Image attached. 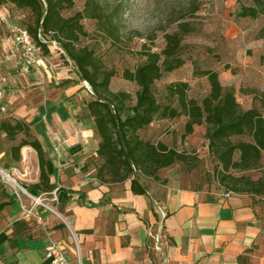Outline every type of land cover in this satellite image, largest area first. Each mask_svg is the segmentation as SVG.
Masks as SVG:
<instances>
[{"label": "crops", "instance_id": "obj_1", "mask_svg": "<svg viewBox=\"0 0 264 264\" xmlns=\"http://www.w3.org/2000/svg\"><path fill=\"white\" fill-rule=\"evenodd\" d=\"M23 10L31 20L29 9L13 3L1 5L0 16L21 23L16 17H26ZM12 39L1 23L0 124L25 120L41 153L25 145L21 158L11 159V147L26 135L10 140L0 128V164L25 187L41 181L42 164L55 188L41 184L39 196L57 212L36 204L34 216L23 218V205L30 207L33 200L24 204L0 184V204L5 202L0 264H52L46 256L52 241L61 244L69 264H264V201L259 196H227V191L142 179L147 193L138 194L132 179L101 178L102 137L88 109L94 91L68 55L51 44L32 71L23 73L20 51L10 53Z\"/></svg>", "mask_w": 264, "mask_h": 264}, {"label": "rangeland", "instance_id": "obj_2", "mask_svg": "<svg viewBox=\"0 0 264 264\" xmlns=\"http://www.w3.org/2000/svg\"><path fill=\"white\" fill-rule=\"evenodd\" d=\"M253 4L254 0H75L72 7L64 10V15L85 12L81 21L85 33L81 34L78 45L93 48L106 69L116 70L110 85L112 91L129 94L126 106L121 110L123 117L136 104L139 90L136 82L124 76L125 70L133 71L144 63L147 52H161L166 46L165 34L176 30L181 23L189 25V31L183 33L181 49L186 62L156 81L154 92L159 102L179 106L178 97L170 88L179 82L189 84V97L202 100L209 94L211 86L207 76L197 75L195 71L212 69L219 72L223 85L234 88L244 109L256 107L264 115V35L260 34L264 13L257 18L239 15L243 6ZM86 7L90 13L97 9L101 17L89 16ZM25 16L16 17V20H30L27 13ZM51 38L59 44H49L56 46L54 50L66 57L60 39ZM83 83L93 90L89 83ZM3 113L9 115L8 110ZM187 120L184 113L175 118L158 117L139 131L142 139L154 144L163 143L187 156L184 162L179 160L160 168L157 176L147 175L142 168L140 178L164 185L226 191L219 173L221 167L210 149L207 125H196L192 133H187ZM239 156L237 152L236 158ZM262 165L264 168V157ZM0 169L20 183L3 164H0ZM3 172L0 170V184L15 194V183ZM229 174L257 179L262 170L233 169ZM21 194L24 204L32 200L28 194ZM259 198L264 201V197Z\"/></svg>", "mask_w": 264, "mask_h": 264}, {"label": "trees", "instance_id": "obj_3", "mask_svg": "<svg viewBox=\"0 0 264 264\" xmlns=\"http://www.w3.org/2000/svg\"><path fill=\"white\" fill-rule=\"evenodd\" d=\"M74 2L75 0H0V6L13 3L18 8L29 9L31 20L21 23L30 30L35 41L48 52V44L41 41L39 33L43 32L46 36L53 31L54 37L60 39L82 79L92 86L95 96L89 101L88 109L90 115L95 118L97 130L102 137L99 155L104 159L98 175L110 181L132 179V189L135 193H147L146 186L140 180L139 171H142V168L147 175L157 176L160 168L179 160L184 162L187 156L163 143L154 144L142 139L139 131L158 117L175 118L184 113L188 117L187 133H192L196 125H207L210 149L221 167L219 173L222 183L227 187L226 191L264 197V115L258 108L244 109L234 88L223 85L219 72L212 69L195 71L197 75L207 76L211 86L209 94L202 100L188 96L187 82L170 86L178 97L179 106L162 104L155 95L156 81L162 78L164 73L172 72L186 62L181 55V49L183 33L189 31V25L181 23L176 30L166 33V46L161 52H147L144 63L133 71L125 70L124 76L136 82L139 90L136 104L123 117L121 110L126 106L129 94L113 92L110 85L116 70L106 69L93 48L78 45L81 34L85 33L81 22L85 12L64 15V10L72 7ZM86 9L89 16L101 17L97 9L93 13H90L88 7ZM262 13L264 0H254L253 5L243 6L239 11L241 17L252 18H257ZM260 34L264 35V25ZM0 128L10 140H15L20 133L26 135L20 143L11 147V159L18 161L25 145H31L41 153V144L33 137L31 127L25 120L5 119ZM235 137L239 139L234 140ZM237 152L240 153L239 158H236ZM233 169H260L262 175L257 179L246 175L236 177L229 174ZM48 182L49 177L41 164V181L26 188L33 195L39 196L43 190L41 184L45 189L55 188V185ZM4 205L5 202L1 203L0 209Z\"/></svg>", "mask_w": 264, "mask_h": 264}, {"label": "built area", "instance_id": "obj_4", "mask_svg": "<svg viewBox=\"0 0 264 264\" xmlns=\"http://www.w3.org/2000/svg\"><path fill=\"white\" fill-rule=\"evenodd\" d=\"M6 24L9 29L12 32L13 39L11 43V49L10 53L11 55L16 53L17 51H20L21 58H22V69L21 71L25 74H29L32 71V68L37 65L39 55L43 51V46L39 43H37L30 32V30L24 26L20 22H13L11 21L7 16H0V24ZM54 36V32L50 31L48 35L44 36L43 32L39 33V38L41 41L49 44L52 42L54 45H58L59 42L53 40L51 37ZM51 38V39H50ZM4 81H7L6 77H3ZM88 83L87 81H85ZM3 110L5 108L3 107ZM2 172L3 169H0ZM4 173V172H3ZM5 174V173H4ZM9 179L11 174H5ZM15 179V178H14ZM12 180V179H11ZM13 181V180H12ZM15 183V194L16 197L20 200H22V194L26 193L32 198V206H26L23 205V218H31L34 216V208L36 204H43L53 210L54 212H57L56 208L48 203H46L44 200L41 199L40 196L33 195L30 193L27 188L24 185H21L18 183V181L15 179L13 181ZM21 191V192H20ZM233 193V191H227L225 195L230 196ZM51 194L53 195V200L57 201V189L52 191ZM162 230V226L159 227V232L156 235V239L158 240L160 237V231ZM46 256L48 259L51 260L52 264H69V261L66 257L65 251L60 243L52 241L47 247H46Z\"/></svg>", "mask_w": 264, "mask_h": 264}, {"label": "bare ground", "instance_id": "obj_5", "mask_svg": "<svg viewBox=\"0 0 264 264\" xmlns=\"http://www.w3.org/2000/svg\"><path fill=\"white\" fill-rule=\"evenodd\" d=\"M5 174H7L6 171H5ZM10 178H11L13 181L15 180L12 176H10Z\"/></svg>", "mask_w": 264, "mask_h": 264}]
</instances>
